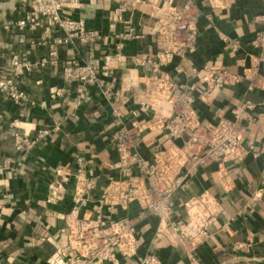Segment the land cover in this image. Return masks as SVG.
<instances>
[{
  "label": "crops",
  "instance_id": "crops-1",
  "mask_svg": "<svg viewBox=\"0 0 264 264\" xmlns=\"http://www.w3.org/2000/svg\"><path fill=\"white\" fill-rule=\"evenodd\" d=\"M24 1L0 0V81L16 72L14 55L34 63L16 77L25 100L17 103L0 88V264H68L70 241L82 251L75 255L89 256V231L99 213L110 221L141 213L138 202L126 208L102 203L110 183L126 180L131 162L112 136L135 121L144 124L137 150L154 159L166 132L161 121L172 108L162 91L167 84L192 92L203 123L232 118L235 107L253 102L257 120L248 125L244 140L249 152L242 160L199 168L190 188L174 193L171 221L184 227L190 197L208 191L220 205L205 230L197 227L188 236L196 242L194 249L181 242L178 230L151 214L137 218L135 251L119 254L120 264H138L147 255L159 264H264V92L257 86L264 78V60L263 49L253 44L262 27L256 16L264 0H72L64 12L84 18L100 38L61 44L58 63L45 66L40 60L62 33H33L20 44L8 21L18 16ZM189 1L198 14L196 47L167 60L161 55V15L167 3L184 6ZM122 2L126 8L119 14ZM76 63L97 66L99 80L86 83L84 90L79 79L65 78V68ZM209 66L228 68L241 79L208 90L202 77ZM249 77L256 83L252 88ZM16 131L35 144L17 151ZM85 179L96 182L86 193ZM144 181L150 183L148 176ZM80 229L87 244L71 239Z\"/></svg>",
  "mask_w": 264,
  "mask_h": 264
},
{
  "label": "built area",
  "instance_id": "built-area-1",
  "mask_svg": "<svg viewBox=\"0 0 264 264\" xmlns=\"http://www.w3.org/2000/svg\"><path fill=\"white\" fill-rule=\"evenodd\" d=\"M71 1L25 0L23 7L17 11L18 16L8 21V25L17 30L20 44H24L33 33L40 32L43 37H48L55 31L62 33L49 46L47 56L39 62L40 66L58 63L61 44L89 43L100 38L97 32L87 28L84 18L64 12ZM125 4L122 2L117 7V13L120 14L125 10ZM161 16L162 27L159 36L164 42L161 55L168 60L174 55L183 56L193 51L198 39V14L195 12L194 4L191 1L184 6L167 3ZM256 20L262 24V27L257 31L253 44L263 49L264 60V8L256 16ZM129 33H133L132 28ZM234 49H238V43L234 45ZM13 66L16 72L10 78L0 81V88L6 91L7 96L19 103L27 98V93L19 88L16 77L23 70H31L34 63L14 55ZM205 70L202 81L206 83L208 90L232 85L241 79V76L233 74L225 67L209 66ZM100 71L95 65L82 66L76 63L67 66L64 75L67 79L82 81L84 83L82 89L85 90L86 83L99 80ZM249 78L252 80V88L256 83L254 78ZM257 86L264 92V78ZM162 91L172 104L170 113L161 121V126L166 130L163 137L165 143L162 141L163 146L157 143L154 159H147L137 150L139 134L145 128L144 124L135 121L131 128L124 127L117 130L112 140L122 155H131V162L124 171L126 180L110 183L101 199L102 203L109 207L121 205L126 208L131 203L138 202L142 208L141 213L136 218L119 221H110L99 213L97 224L89 231L90 245L87 251L89 256L75 255V250L80 253L82 251L78 247L75 248L70 241L69 249L65 252L68 256V264H106L105 261L120 264L119 254L132 256L135 251L137 218L151 214L159 216L172 228L178 230L181 242L194 249L196 242L188 240V236L197 227L205 230L207 222L218 215L220 205L215 197L206 191L186 200L188 223L185 227L171 221L176 206L174 193L186 192L199 168L216 162L242 160L247 156L249 150L244 146V140L248 125L257 120L252 113L256 105L251 101H244L232 110V118L222 117L214 124L203 123L194 108V97L189 89L167 84ZM133 115L138 116V111L134 110ZM14 137L17 151L31 148L36 142L20 131H16ZM178 139L182 141L181 145L176 143ZM78 161L80 164L82 158H78ZM134 167H137L138 174H135ZM79 173L83 174L81 168ZM145 176H148L149 184L144 181ZM84 181L85 193L95 188L94 179ZM75 233L72 240L84 241V244H87L83 229ZM138 264H159V262L154 256L147 255L139 258Z\"/></svg>",
  "mask_w": 264,
  "mask_h": 264
}]
</instances>
